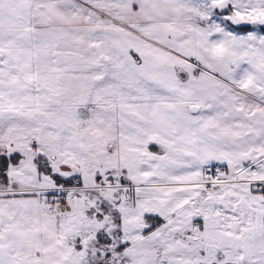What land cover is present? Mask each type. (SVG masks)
<instances>
[{
	"label": "snow or ice",
	"instance_id": "1",
	"mask_svg": "<svg viewBox=\"0 0 264 264\" xmlns=\"http://www.w3.org/2000/svg\"><path fill=\"white\" fill-rule=\"evenodd\" d=\"M0 264H264V0H0Z\"/></svg>",
	"mask_w": 264,
	"mask_h": 264
}]
</instances>
